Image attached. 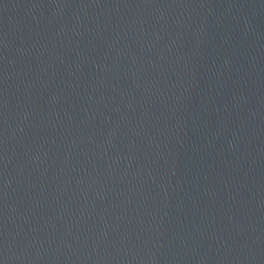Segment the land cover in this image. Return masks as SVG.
Instances as JSON below:
<instances>
[{"label":"water","instance_id":"water-1","mask_svg":"<svg viewBox=\"0 0 264 264\" xmlns=\"http://www.w3.org/2000/svg\"><path fill=\"white\" fill-rule=\"evenodd\" d=\"M0 264H264V0H0Z\"/></svg>","mask_w":264,"mask_h":264}]
</instances>
